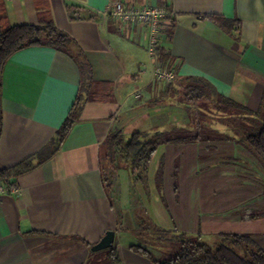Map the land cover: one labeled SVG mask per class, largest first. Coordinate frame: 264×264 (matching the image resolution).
I'll return each mask as SVG.
<instances>
[{
	"label": "crops",
	"instance_id": "obj_1",
	"mask_svg": "<svg viewBox=\"0 0 264 264\" xmlns=\"http://www.w3.org/2000/svg\"><path fill=\"white\" fill-rule=\"evenodd\" d=\"M115 1L171 9L160 47L170 53L178 76L204 77L219 93L253 109L261 102L264 0H40L42 8L37 0H4L8 25L37 24L44 16L68 33L84 51L94 79L111 84V99L88 101L59 151L18 176L17 193L2 196L0 264H85L108 231L115 232L125 264H156L130 249L132 244L150 248L159 259L171 251L156 230L213 246L222 233H249L264 250V213L243 217L244 210L264 211V171L238 144H166L153 155L146 181L135 182L132 171L124 178L118 170L109 179L104 175L101 148L112 130L127 136L175 127L202 130L188 124L180 96L154 78L147 28L104 15ZM203 15L235 21L233 34ZM80 83L76 61L53 47L29 46L9 59L0 168L39 161ZM208 129L229 132L223 124Z\"/></svg>",
	"mask_w": 264,
	"mask_h": 264
},
{
	"label": "trees",
	"instance_id": "obj_2",
	"mask_svg": "<svg viewBox=\"0 0 264 264\" xmlns=\"http://www.w3.org/2000/svg\"><path fill=\"white\" fill-rule=\"evenodd\" d=\"M37 5L42 8L40 0H37ZM167 11V17H171L169 7ZM43 17L37 24L8 25L5 2L0 0V138L3 133V73L7 62L15 53L29 46L45 45L68 54L76 61L81 71L80 89L65 121L55 136L37 154L39 161L34 163L33 159H27L16 166L0 168L2 184H16L18 176L36 168L55 155L80 119L88 101L111 99V84L94 79L93 68L76 41L68 33L59 29L52 19ZM202 17L217 22L226 32L233 34L235 21H228L219 15H203ZM158 55L163 64L176 71L175 62L165 48L159 46ZM261 80L264 83V79L261 78ZM164 89L180 96L186 111L189 109V117L186 119L188 124L199 126L202 130L191 132L175 127L154 134L135 131L128 136L121 130L110 131L101 148V164L104 175L108 179L111 178L113 170H118L119 161L124 158L131 164L133 178L136 181H146L151 159L160 146L199 139L229 141V149L234 144H238L257 160L264 171V89L261 102L256 109L219 93L207 79L200 76L177 75L174 81L165 85ZM197 109L201 116L196 114ZM210 115H217L219 122L226 125L229 132L209 130ZM163 175L164 165H160L157 172L160 182ZM246 211H243V217L255 218L264 213V211L256 213L253 209H250L249 213ZM154 232L158 234L160 241L174 232L179 240L177 242L180 243L179 250H174L170 253V257H163V259H159L153 250L142 244L130 245V249L156 264H264V250L249 233H222L218 244L213 246L199 240L185 239L176 231L156 230ZM101 254L92 250L85 264H95V260L98 262L96 264H125L117 242L107 248L103 259Z\"/></svg>",
	"mask_w": 264,
	"mask_h": 264
},
{
	"label": "built area",
	"instance_id": "obj_3",
	"mask_svg": "<svg viewBox=\"0 0 264 264\" xmlns=\"http://www.w3.org/2000/svg\"><path fill=\"white\" fill-rule=\"evenodd\" d=\"M167 14V9L159 6H127L122 1H115L111 7L104 11L105 16H112L125 25L137 21L147 28V50L151 70L154 78L163 84L171 83L177 75L173 68L161 62L158 55V47L161 45L163 37L162 24ZM18 191L19 187L16 184L0 183V201L3 195L14 194Z\"/></svg>",
	"mask_w": 264,
	"mask_h": 264
},
{
	"label": "rangeland",
	"instance_id": "obj_4",
	"mask_svg": "<svg viewBox=\"0 0 264 264\" xmlns=\"http://www.w3.org/2000/svg\"><path fill=\"white\" fill-rule=\"evenodd\" d=\"M197 111H198V109H197ZM185 112H186L187 117H189V114H188L189 109L187 111L185 110ZM196 114L198 116H201V114H200L199 111H198V113L196 112ZM209 121H210V123L212 125H218V126L221 125V123L219 122V119H218V116L217 115H210ZM119 162H120L119 163L120 166L118 168V172H119L118 175H119V177L124 178L125 176H127V175H129L131 173V164H130V162L128 160H126L124 158H121V160ZM152 166L153 165L151 164V168H152ZM149 173H148V176H149ZM134 181L135 182H140V181H136L135 179H134ZM164 238L162 239V243L164 245H168V247H170L169 249H171V251L172 250H179L180 243L177 242L179 240H178L177 236H175V233L174 232L172 234L168 235L167 237L165 236ZM171 251H169V252H171ZM98 252L99 253H102L101 254L102 255L101 257L103 259L105 257V255H106V253H107V249H102V250H99ZM169 252H165L166 254H165V257L164 258H167V257H170L171 256ZM94 263L95 264L98 263L97 260H95ZM99 264H101V263H99Z\"/></svg>",
	"mask_w": 264,
	"mask_h": 264
},
{
	"label": "water",
	"instance_id": "obj_5",
	"mask_svg": "<svg viewBox=\"0 0 264 264\" xmlns=\"http://www.w3.org/2000/svg\"><path fill=\"white\" fill-rule=\"evenodd\" d=\"M115 242V232L108 231L99 243L92 247V250L99 251L110 248Z\"/></svg>",
	"mask_w": 264,
	"mask_h": 264
}]
</instances>
